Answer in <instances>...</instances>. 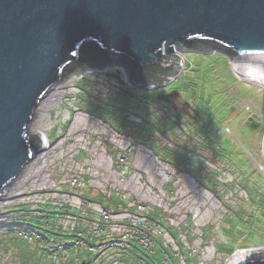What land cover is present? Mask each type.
<instances>
[{"label":"rangeland","instance_id":"rangeland-1","mask_svg":"<svg viewBox=\"0 0 264 264\" xmlns=\"http://www.w3.org/2000/svg\"><path fill=\"white\" fill-rule=\"evenodd\" d=\"M183 54L187 65L191 64L189 70L162 87H128L127 70L119 64L89 72L82 67L56 84L57 91L45 97L39 110L36 107L27 126L29 134L41 137L44 149L0 197V264L68 262L69 257L50 254L43 241L16 238L15 233L21 236L23 232L43 237L33 224L17 223L22 214L26 219L28 215L38 217L44 228L54 232L58 227L68 232L77 228L72 232L87 238L101 235L99 246L108 249L98 252L94 264H108L114 257L121 264L134 263V250L115 248L119 239L139 242L148 237V246L143 247L150 254L154 242L146 233L156 235L166 248L162 264H224L235 252L264 248L262 225L254 239L241 236L227 257L215 242L226 205L236 206L248 199L244 187L234 180L235 168L264 195V86L236 72L224 53ZM83 100L124 115L128 123L136 125L149 113L156 124L150 137L190 155L191 167L182 171L161 160L132 133H121L110 119L86 111ZM124 106L128 109H122ZM197 142L203 143L194 152L185 147L197 146ZM213 147L224 152L228 167ZM194 162L209 171L215 192L194 178ZM85 191L92 200L82 198ZM98 196L126 201L129 210L105 212L94 200ZM41 206L50 214L43 213ZM63 206L82 217H73ZM152 208L159 209L169 225L178 229L189 261L167 230L149 223L145 213ZM63 242L70 248L71 260L77 257L84 264V250L78 252L70 236Z\"/></svg>","mask_w":264,"mask_h":264},{"label":"water","instance_id":"water-1","mask_svg":"<svg viewBox=\"0 0 264 264\" xmlns=\"http://www.w3.org/2000/svg\"><path fill=\"white\" fill-rule=\"evenodd\" d=\"M88 45L176 73V49L264 70V0H0V197L43 149L27 130L38 103ZM224 264H264V250Z\"/></svg>","mask_w":264,"mask_h":264},{"label":"trees","instance_id":"trees-1","mask_svg":"<svg viewBox=\"0 0 264 264\" xmlns=\"http://www.w3.org/2000/svg\"><path fill=\"white\" fill-rule=\"evenodd\" d=\"M217 53V52H216ZM82 56L86 59L85 62L80 63H72L69 66H67L65 71V77L69 76L72 73H75L78 69L82 67L86 68H104L109 65L113 64H119L125 67L127 70L128 75V87L129 85L131 87L137 88L142 90V87H162L163 84H166L169 82L171 77H174L176 75V71L173 70L171 67H163L159 65H147L143 67H138L136 65H133L131 62H129L126 58L117 56V55H110L104 52L99 51L95 47L88 45L83 51ZM187 58V57H186ZM228 60V59H227ZM188 61V59H187ZM189 66L187 65L189 70ZM182 76V75H181ZM171 83V82H170ZM169 83V84H170ZM144 88V87H143ZM145 90V89H143ZM83 105L85 107L86 111L92 112L93 114H96L100 118H107L110 119L111 124L121 133L130 132L135 137V140L138 142H141L145 145H149L153 151H155L158 155V157L161 160L167 161L174 166H176L179 170H186L188 171V167H191L190 164V155L180 153L179 149H171L167 147V144H165L163 141H160L158 139H152L150 137V134H153L155 132V125L152 123L150 119V114H147V118H142L143 123L141 124H132L128 123L126 121V117L124 115H117V114H111L114 111H110L109 108H102V106L98 105V103L94 104V102L83 100ZM122 109H128L127 106H124ZM136 114H138L135 110H133ZM177 122H179L177 120ZM161 126V123L159 124ZM164 127H172L171 124H164L162 123ZM157 127V126H156ZM225 131V130H224ZM149 134L148 136L146 135ZM34 139L40 143L41 138L38 135H33ZM197 146H190L187 147L191 149L193 152L197 150V147L199 148V145L203 142H197ZM209 145V144H208ZM214 148V147H213ZM217 152V154L222 157V160L226 162V166L228 167L230 165L229 161H227L226 156L224 155V152L214 148ZM218 150V151H217ZM195 164V165H194ZM229 164V165H228ZM194 170L196 171L194 178L199 182H202L206 189L215 192L214 188V181L211 180V177L209 175V171L202 167L201 163H193ZM247 172V171H246ZM245 173L241 172V170L238 168H235L232 171V175L234 176V180L238 183H240L247 193V200L246 202L239 203L236 206L226 205L227 207V213L221 222V228L218 230V233L215 238L216 242V248L222 253L224 257H227L230 252L232 251V248L234 244L237 243V240L241 236H249L250 238L254 239L255 233L258 230H261L259 225H262L264 227V195H260V190L257 189V187L251 183L250 181H247L245 179ZM86 192V191H85ZM84 200L90 199L89 194L86 192L85 195L82 196ZM94 200L97 202L100 206L103 207L105 212L110 211H119L122 212L124 210H129L126 201L119 200L117 197H111V198H105L103 196H98ZM64 207V206H63ZM65 211L68 214H72L73 217L81 218L82 216L79 215L78 212H75L71 209H68V207H64ZM42 212L45 214H50V211L48 209H45V206L42 207ZM152 211H146L147 218L149 220V223H156V225L159 228H163L164 230H167L169 234L172 236L174 242L178 245V248L181 250L182 254L185 255V260L189 261V257L185 253H183V246L180 243V239L178 237V229L174 228L169 225L168 221L162 216L161 212L157 208H152ZM27 211V210H26ZM52 214V213H51ZM23 218H20L17 222L18 224H26V222L33 224L31 225L34 230L40 232L41 236L40 238H33V240L37 243L45 242L46 240H53V241H61L64 240V237L70 236L72 240L76 239H82L85 242L86 247L83 248V258L81 260L85 262L91 261L97 258L98 252L105 251L108 248L100 247V241H101V235L96 237L87 238L81 233H73V229L71 232H68V230L64 231L63 229L59 228L57 231H53L52 228L47 229L44 228L42 225V220L38 217L31 218L28 215V219L24 218L25 215L22 214ZM35 219V220H34ZM89 220V218L87 219ZM96 221V220H95ZM58 232V233H57ZM15 233V232H14ZM100 233V232H99ZM152 238L154 245L152 246V249L150 250V254L146 252V248L142 246L141 243L138 241L133 240L132 238H128L126 241L119 239L120 241H123L122 248H130L131 250H134L135 256L132 257L131 255V264H138L140 260H142V263L147 264H162L161 263V254L163 251H166V248L159 242V239L156 235L146 233ZM16 238H18L21 241L28 242L31 240L23 239L22 235L15 233ZM39 239V240H38ZM71 240V239H70ZM125 243V244H124ZM67 246V245H66ZM92 248V250H90ZM68 251L70 250L69 247H67ZM75 249V247H74ZM78 252L79 249H76ZM75 250V251H76ZM81 250V251H82ZM167 255V254H166ZM127 256V254H126ZM129 256V254H128ZM152 256V257H151ZM72 255H70L69 251V259L68 262H60L63 264H80L79 261L71 260Z\"/></svg>","mask_w":264,"mask_h":264},{"label":"built area","instance_id":"built-area-1","mask_svg":"<svg viewBox=\"0 0 264 264\" xmlns=\"http://www.w3.org/2000/svg\"><path fill=\"white\" fill-rule=\"evenodd\" d=\"M185 51H181L180 49H176L175 50V53H174V56L179 58L180 59V65L178 64H175V66H178L180 67L179 70L177 71L176 75L174 77H171L169 82L170 83L171 81L173 80H177L183 73H185L188 69L187 67V58L186 56L183 54ZM217 52L215 49H212L210 50L209 52H205V53H215ZM107 67V66H106ZM105 68V67H104ZM91 69V68H90ZM100 69H103V68H100ZM126 78V76H125ZM126 80L128 81V78H126ZM105 217V215H104ZM73 230V228H72ZM22 237L23 239H26V240H32L33 238H40L39 236L35 235V237L32 236V234H30L29 232H23L22 233ZM125 239V238H124ZM148 237H144L142 239H140L139 243L142 244V246H148ZM84 241L82 239H76L74 241V246L77 247L79 250H82L83 248L86 247V245L83 246V243ZM120 242V245H115L117 247H121L122 248V245H123V241H118ZM44 243H46V245L50 248V254H52L53 256H57V257H61V258H68L69 256V251L67 249V246H66V243L63 242V240L61 241H53V240H46ZM83 243V244H82ZM114 247V246H113ZM47 250V249H45ZM90 250H92V248H90ZM264 248H256L255 250L254 249H251V250H244V251H239L237 253H247V252H251V253H255V252H260V251H263ZM77 257L74 258V260H76ZM95 262V259L94 260H89L87 262H85V264H94ZM108 264H121L120 263V260L117 259V258H112Z\"/></svg>","mask_w":264,"mask_h":264},{"label":"bare ground","instance_id":"bare-ground-1","mask_svg":"<svg viewBox=\"0 0 264 264\" xmlns=\"http://www.w3.org/2000/svg\"><path fill=\"white\" fill-rule=\"evenodd\" d=\"M232 65H233V68L235 69L236 72L240 73L241 75H244L246 77H249V78H254L253 80H256L257 82H261V84L264 86V70H260V69H252V68H247V67H244L242 65H239L238 63H236L234 60H232ZM85 72H89L90 70L92 69H89V68H86L85 67ZM68 77V76H67ZM65 79V78H64ZM62 81V80H61ZM59 83V82H58ZM56 85V84H55ZM53 86L49 93L46 94V96L43 97V99L40 100V102L38 103L37 105V109L36 110H39L45 97L48 98L49 95H52L54 94L57 90L56 88H58V86ZM46 100V99H45ZM79 124V123H78ZM77 124V125H78ZM38 131V130H37ZM46 134V133H45ZM44 134V139H48ZM44 149V147H43ZM46 149V148H45Z\"/></svg>","mask_w":264,"mask_h":264}]
</instances>
